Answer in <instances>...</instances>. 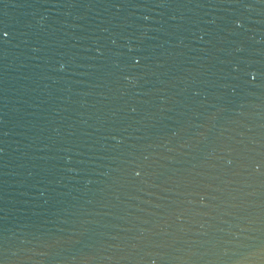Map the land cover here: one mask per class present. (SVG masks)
I'll list each match as a JSON object with an SVG mask.
<instances>
[{
    "label": "water",
    "instance_id": "obj_1",
    "mask_svg": "<svg viewBox=\"0 0 264 264\" xmlns=\"http://www.w3.org/2000/svg\"><path fill=\"white\" fill-rule=\"evenodd\" d=\"M0 264H264V0H0Z\"/></svg>",
    "mask_w": 264,
    "mask_h": 264
},
{
    "label": "snow or ice",
    "instance_id": "obj_2",
    "mask_svg": "<svg viewBox=\"0 0 264 264\" xmlns=\"http://www.w3.org/2000/svg\"><path fill=\"white\" fill-rule=\"evenodd\" d=\"M137 175H139V173H137Z\"/></svg>",
    "mask_w": 264,
    "mask_h": 264
}]
</instances>
